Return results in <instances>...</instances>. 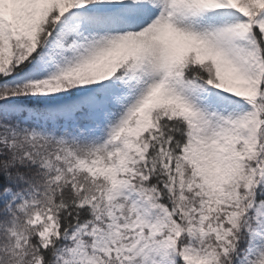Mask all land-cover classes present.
Masks as SVG:
<instances>
[{
    "label": "snow or ice",
    "instance_id": "1",
    "mask_svg": "<svg viewBox=\"0 0 264 264\" xmlns=\"http://www.w3.org/2000/svg\"><path fill=\"white\" fill-rule=\"evenodd\" d=\"M0 264H264V0H0Z\"/></svg>",
    "mask_w": 264,
    "mask_h": 264
}]
</instances>
